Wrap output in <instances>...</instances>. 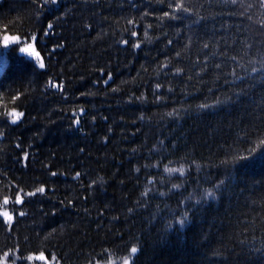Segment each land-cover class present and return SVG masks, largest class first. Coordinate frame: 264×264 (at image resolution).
I'll list each match as a JSON object with an SVG mask.
<instances>
[{"label":"trees","instance_id":"1","mask_svg":"<svg viewBox=\"0 0 264 264\" xmlns=\"http://www.w3.org/2000/svg\"><path fill=\"white\" fill-rule=\"evenodd\" d=\"M42 3L0 0V264H264V0Z\"/></svg>","mask_w":264,"mask_h":264},{"label":"snow or ice","instance_id":"2","mask_svg":"<svg viewBox=\"0 0 264 264\" xmlns=\"http://www.w3.org/2000/svg\"><path fill=\"white\" fill-rule=\"evenodd\" d=\"M50 2H51V4L55 5V4L58 3V0H50ZM48 3H49V0H43V3L41 4V7H43L44 5H47ZM181 7H182V4H179V3L176 4V8L177 9H180ZM184 10L187 11L186 8H184ZM164 15L165 16H168L169 14L168 13H164ZM129 23L131 24V23H133V21L130 20ZM48 28L51 29L52 28V24H48ZM45 34H47V33H45ZM133 35H136V33L133 32ZM4 39H5V42H7L8 37L5 36ZM33 39H35V38L33 37ZM124 43L126 44L127 41H124ZM135 47L139 48L140 47L139 43L135 44ZM5 48H7V43H5ZM19 51L21 53H28L30 56H34L36 58V60L38 61V67H39V69H44L45 68V63H44L43 59H41L40 53L37 52V51H35V49L33 48V45L32 44H28L27 47H20L19 48ZM5 65H6V58H5L4 52L3 51H0V70H6L5 69ZM254 71H255V69H254ZM110 78L111 77L109 76V79ZM53 86L54 87H57L56 85H53ZM59 87H62V86H59ZM159 88H160V85L157 84V89H159ZM201 107H207V105H202ZM12 115L14 117L12 123L15 124L23 116V113L22 112L17 113V112L14 111L12 113ZM169 115H172V113H169ZM76 123H79V121L77 120ZM2 135H3V133L0 132V136H2ZM260 143L261 144H264V140H261ZM253 151H255V149H253ZM25 159H27V154H25ZM241 159H244V157H241ZM166 171L172 172V171H177V170L176 169H166ZM179 171H180L181 175H183V171L184 170L181 168V169H179ZM52 175L55 176L56 173H52ZM79 175H80L79 173H76V176L77 177ZM223 183H224V181H221L220 182V184H223ZM216 187L219 188L220 185H217ZM44 192H45V188L43 186H41V187L37 188L34 192H29L26 195H28V196H34L37 193L43 194ZM215 195H216L215 194V191L208 190L206 192V195H205L204 198L207 199V198L211 197V198L214 199L215 198ZM8 202L9 201H8L7 198H5L4 201H3V203L5 205H7ZM15 203L16 204H22L23 203V198H22L21 195L17 194L16 199H15ZM198 203H199V201H198ZM20 215H24V213L23 212H20ZM0 216H3L5 218V222H10L13 219V217L11 215H9V213L7 211L0 212ZM187 220H188V213L185 212L183 218L179 219L178 223L181 225V227H183L186 224ZM136 252H137V248L136 247H132L131 248V253L132 254H135ZM28 259L31 260V259H33V257L30 256V257H28ZM36 259H39V260H42L43 261L46 258H45V256L43 254H41L40 256L36 257ZM53 260H55V257H53ZM124 264H129V262H128L127 259L124 261Z\"/></svg>","mask_w":264,"mask_h":264},{"label":"rangeland","instance_id":"3","mask_svg":"<svg viewBox=\"0 0 264 264\" xmlns=\"http://www.w3.org/2000/svg\"><path fill=\"white\" fill-rule=\"evenodd\" d=\"M17 41L16 38H8L7 42L8 43H12V42H15ZM4 212V211H3ZM34 259H36V257H34ZM40 264H50L46 259L45 260H39V259H36Z\"/></svg>","mask_w":264,"mask_h":264}]
</instances>
